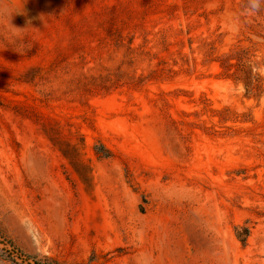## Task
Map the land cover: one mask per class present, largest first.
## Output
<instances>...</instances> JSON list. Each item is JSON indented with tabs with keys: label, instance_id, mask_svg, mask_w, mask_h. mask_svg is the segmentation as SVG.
I'll return each instance as SVG.
<instances>
[{
	"label": "rangeland",
	"instance_id": "obj_1",
	"mask_svg": "<svg viewBox=\"0 0 264 264\" xmlns=\"http://www.w3.org/2000/svg\"><path fill=\"white\" fill-rule=\"evenodd\" d=\"M0 264H264V0H0Z\"/></svg>",
	"mask_w": 264,
	"mask_h": 264
}]
</instances>
